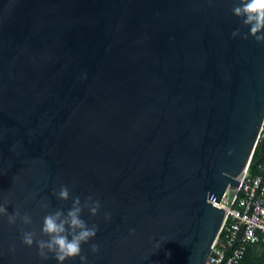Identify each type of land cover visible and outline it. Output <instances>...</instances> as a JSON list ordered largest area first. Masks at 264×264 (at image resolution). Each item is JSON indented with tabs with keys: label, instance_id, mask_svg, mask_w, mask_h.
Returning a JSON list of instances; mask_svg holds the SVG:
<instances>
[{
	"label": "water",
	"instance_id": "95a60500",
	"mask_svg": "<svg viewBox=\"0 0 264 264\" xmlns=\"http://www.w3.org/2000/svg\"><path fill=\"white\" fill-rule=\"evenodd\" d=\"M235 2L0 0V205L32 218L0 216V264H57L22 232L47 239L62 185L101 205L88 264H207L264 121Z\"/></svg>",
	"mask_w": 264,
	"mask_h": 264
},
{
	"label": "clouds",
	"instance_id": "9594fccd",
	"mask_svg": "<svg viewBox=\"0 0 264 264\" xmlns=\"http://www.w3.org/2000/svg\"><path fill=\"white\" fill-rule=\"evenodd\" d=\"M232 13L249 29L247 33L239 28L236 29L232 32L233 38L240 37L246 40L250 35L257 43L264 44V0H236ZM53 194L62 201L71 198V207L66 213L63 209H56L44 216L41 235L46 236L47 239H37V233L34 231H23L22 243L28 247L35 244L42 260L51 257L57 261V264H64L66 260L79 257L80 264H88L87 256L82 254V245L88 244L95 238L98 226L95 224L89 226L82 219V213L84 209H88L92 216L97 215L101 207L100 202L89 196L82 203L79 196L70 197L66 185H62L59 191ZM0 216H6L10 225L16 224L18 218L24 225L32 223L29 214L21 216L19 210L9 214L5 205H0ZM109 218L110 216L105 214V219ZM159 246L158 244L157 247ZM90 249L96 253L99 251V245L91 244Z\"/></svg>",
	"mask_w": 264,
	"mask_h": 264
},
{
	"label": "built area",
	"instance_id": "2783aa9c",
	"mask_svg": "<svg viewBox=\"0 0 264 264\" xmlns=\"http://www.w3.org/2000/svg\"><path fill=\"white\" fill-rule=\"evenodd\" d=\"M260 142H264V121ZM220 205L227 214L207 264H240L245 245L264 243V165L255 175L248 168L240 179V187Z\"/></svg>",
	"mask_w": 264,
	"mask_h": 264
},
{
	"label": "trees",
	"instance_id": "16d2710c",
	"mask_svg": "<svg viewBox=\"0 0 264 264\" xmlns=\"http://www.w3.org/2000/svg\"><path fill=\"white\" fill-rule=\"evenodd\" d=\"M264 142H260L256 148L253 159L249 165V173L255 175L259 173V169L264 165ZM263 157V158H262ZM259 162L257 165L256 163ZM244 258L240 264H256L253 259H259L264 264V243L257 245H245Z\"/></svg>",
	"mask_w": 264,
	"mask_h": 264
},
{
	"label": "crops",
	"instance_id": "0c3cea01",
	"mask_svg": "<svg viewBox=\"0 0 264 264\" xmlns=\"http://www.w3.org/2000/svg\"><path fill=\"white\" fill-rule=\"evenodd\" d=\"M256 264L261 263L259 259H253Z\"/></svg>",
	"mask_w": 264,
	"mask_h": 264
},
{
	"label": "bare ground",
	"instance_id": "6f19581e",
	"mask_svg": "<svg viewBox=\"0 0 264 264\" xmlns=\"http://www.w3.org/2000/svg\"><path fill=\"white\" fill-rule=\"evenodd\" d=\"M221 206V205H220ZM222 207V206H221ZM224 208V207H223Z\"/></svg>",
	"mask_w": 264,
	"mask_h": 264
}]
</instances>
